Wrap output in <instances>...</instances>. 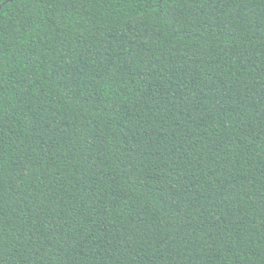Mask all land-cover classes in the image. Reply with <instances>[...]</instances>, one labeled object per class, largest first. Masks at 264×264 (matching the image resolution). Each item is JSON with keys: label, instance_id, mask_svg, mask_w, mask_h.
<instances>
[{"label": "trees", "instance_id": "1", "mask_svg": "<svg viewBox=\"0 0 264 264\" xmlns=\"http://www.w3.org/2000/svg\"><path fill=\"white\" fill-rule=\"evenodd\" d=\"M0 7V264H264V0Z\"/></svg>", "mask_w": 264, "mask_h": 264}, {"label": "water", "instance_id": "2", "mask_svg": "<svg viewBox=\"0 0 264 264\" xmlns=\"http://www.w3.org/2000/svg\"><path fill=\"white\" fill-rule=\"evenodd\" d=\"M14 0H9V2H13ZM0 9H1V7H0Z\"/></svg>", "mask_w": 264, "mask_h": 264}]
</instances>
